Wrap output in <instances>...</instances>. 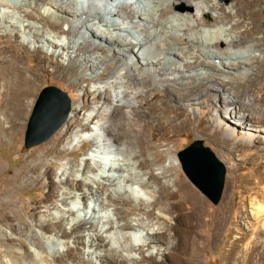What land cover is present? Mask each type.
Instances as JSON below:
<instances>
[{
    "label": "bare ground",
    "instance_id": "6f19581e",
    "mask_svg": "<svg viewBox=\"0 0 264 264\" xmlns=\"http://www.w3.org/2000/svg\"><path fill=\"white\" fill-rule=\"evenodd\" d=\"M19 1L29 9L0 0V7L19 11L18 17L10 13L0 15V31L3 29L6 32L0 34V138L16 142L40 88L50 79L66 84L69 75H79L74 83L64 86V89L73 91L81 84L94 83L100 105L95 113L87 115L89 104L79 105L75 99L68 122L50 145L30 162L26 160L11 180H5L6 188L0 193L5 198L0 201V249L7 244L11 252L20 255L24 262L9 254V258L3 259L0 264H63L64 258L73 256L74 248L82 250L83 256L104 264H126L127 259L133 257L119 259L117 249L123 240L131 238L130 232L135 226L127 221L115 222L105 210V202L112 206L136 200L148 207L153 200L157 203L170 201L176 194L185 191L189 196L186 199L189 208L187 212L180 210L176 216L179 221L198 218L204 204L183 181L175 184L176 191L163 186L156 194L150 190L149 181L142 179L143 175L130 171L141 172L159 161L152 146L140 140V134L151 126L149 123L138 125L143 118L154 121L169 117L170 93L167 92L164 101L157 106L150 105L143 97L150 90L153 91L150 94L152 99L161 95L154 92L152 87L165 90L173 86L182 94L187 93L189 97H182L191 99L193 113L198 111L196 102L207 91V95L214 97V110L223 109L230 137L242 139L249 148L257 132L254 130L256 125L259 134L264 136V86L261 85L264 80V0ZM43 9L47 13H42ZM106 21H112V30L107 27ZM92 22L102 27V35L92 32ZM6 26L11 29L6 31ZM107 31H115L117 36L107 37ZM86 36L97 44L87 42ZM10 37L19 39V42H11ZM28 45L33 46L31 51ZM18 47L23 48V56L17 54ZM136 47L145 56L141 58L140 54L135 55ZM94 52L102 55L110 53L111 58L106 62L95 56ZM80 53H86V56L82 58ZM46 55L56 60L64 59L67 63L48 69L46 66L52 60ZM31 56L37 63L29 65L26 62ZM201 57L218 62L221 69L201 60ZM174 63L179 66L172 65ZM59 68H62L63 75L57 78ZM82 70H89L90 74L84 75ZM201 70L221 72L222 78H207ZM232 70H236L243 83L255 87L260 95L251 96L238 81L223 78ZM193 81L199 83L189 87ZM140 102L147 108L144 109L142 104L137 105ZM244 103L250 109H246ZM54 106L45 102L43 112L52 110ZM102 116L106 117L105 120ZM209 121L215 129L220 126V117L218 119L212 115ZM190 122L197 123L196 126L207 124L199 117ZM247 123L251 124L252 129H246ZM90 125L96 126V129ZM236 126L241 127V133H238ZM75 129L78 130L74 132ZM84 133H88L89 137L79 136ZM84 142L94 147L83 159L84 166L75 172L73 165L69 164L61 173L60 182H55L52 166L45 159L50 155L67 154L73 144V148H77ZM135 144H138L142 159L135 155L133 163L127 166L129 171L109 164L108 153L118 151L132 156L135 154ZM146 153L153 154V158L147 159ZM172 162V166L162 174L178 169L176 157L172 158ZM150 175L155 182L159 181V177L152 172ZM22 178L35 186L45 185L48 188L47 197L57 195L59 185L66 186L69 191L78 193L76 198L71 197L76 199V203L68 207L67 202L61 199L62 205L68 209H57L52 219L37 218L40 203L36 202L27 210L22 211L21 208L23 215L16 208V202L7 199L8 194L13 193L11 188ZM263 189L249 204L253 208V225L258 228H264ZM89 194L95 197L94 203L102 210L103 216L100 218L95 217V207L86 204ZM173 205L179 207L176 203ZM145 213L152 214L149 210ZM122 215V211H116V216ZM27 218L35 220V234L27 230L31 226ZM216 222L220 226L223 216L218 215ZM171 231L177 233L172 225H167L166 230L149 228L137 231L135 250L156 249L151 255H160L161 244H170L168 237ZM230 232L232 234L234 230ZM42 236L53 240L58 251L66 247V254L63 257L49 255L41 243ZM236 241L230 238L229 243L235 245ZM78 246H82V249ZM106 247L107 250H104Z\"/></svg>",
    "mask_w": 264,
    "mask_h": 264
},
{
    "label": "rangeland",
    "instance_id": "374dc122",
    "mask_svg": "<svg viewBox=\"0 0 264 264\" xmlns=\"http://www.w3.org/2000/svg\"><path fill=\"white\" fill-rule=\"evenodd\" d=\"M4 1L11 5H16L17 7L23 6V3H21L19 0ZM26 8L27 7L24 9ZM4 13H10L14 17L19 16V11L17 10L0 7V15H3ZM42 13L47 12L43 9ZM18 25L21 26L22 24L18 23ZM36 25L40 26L39 23H36ZM90 28L92 29V32H96L100 35H102L104 32L101 29L102 27L94 25L93 22L90 24ZM5 29L8 31L11 28L6 26ZM3 33L6 32L1 29L0 34ZM107 33V37H110L109 35H116L115 31L105 32L106 35ZM9 40L11 42H14L15 40L19 42V39H15V37H10ZM86 40L87 42L90 41L92 44H97L87 36ZM32 49L33 46L28 45V50L31 51ZM138 49L139 48L136 47L135 55L138 53L140 54L141 58L145 56V53H142L143 51H140V53ZM16 52L21 56L23 54V48L18 47ZM94 54L106 62H108L111 58L110 53L102 55L99 52H94ZM74 55L75 54L73 53V56ZM80 56L84 58L86 53H80ZM48 58H51L52 60V63L50 62L46 66L48 69L57 68L59 67L60 63H67V61H64V59L56 60L51 56H48ZM200 59L216 65L219 70L221 69V65L216 61H211L209 59H205L204 57H201ZM36 61L37 60L32 56L26 60L29 65L37 63ZM112 65L114 66L115 64L112 63ZM172 65L179 66L177 63ZM200 72L207 78L212 76L216 78H222L221 72H217L215 70H201ZM235 72L236 70H232L230 74H224L225 76H223V78L227 77L228 80L238 81L243 89L251 96L260 95L258 94L255 87L243 83L241 77H239ZM82 74L89 75L90 71L82 70ZM62 75L63 70L62 68H59L56 77L58 78ZM78 77L79 75H69L66 84L50 79L40 88L32 109L27 113L26 118L23 121V127L16 139V142L11 143L8 139L0 138V193L6 188V181L13 178L12 176L18 172L25 161L28 160L30 162L33 158L39 155L42 149L49 146L51 141H53V139L60 133V131L68 122L75 99L79 105L83 103L89 104L87 115L95 113V109L100 105V103L96 99L97 94L94 92L96 85L94 83H88L87 85L81 84L79 88H76L73 91L71 89H64V86L74 83ZM198 83L197 81H193L189 87L197 85ZM261 85L264 86V80L261 82ZM46 87H55L68 97L70 102V112L66 119L67 121L47 141L31 148H25L24 135L29 117L40 92ZM83 89H86V91ZM152 89H154V92L161 93V95L156 99H152L150 94L153 91H148V93L143 97L147 98L150 105H160L162 101H164L163 97L165 94L167 92L170 93L168 94V103L170 105V114L168 118H156L154 121L143 118V121L138 124L143 126L149 123V126H151L150 129L140 134V140L142 142L149 143V145L152 146L154 154L159 156V161L152 163L148 169H145L141 172L134 169L130 171L143 175L142 179L149 181V186H151L150 190L156 194L163 189V186H168L170 190L176 191L177 188L175 187V184L178 181H183V183L186 184L189 189L203 201V210L201 209V211H199L198 218L192 219L191 221H179L176 218L181 209H184L185 212L188 211L189 205L186 203V199H189V196L185 194V191L179 192L170 201H160L161 203H157L153 200V202L148 207L140 205L138 202H136V200H133L134 202L132 201L128 204L118 203L112 206L111 204L105 202V210H108L111 218L114 219L115 222L127 221L135 226L134 230L130 232L132 239L130 238L123 240L122 244L118 245L117 257L119 259L126 258L127 256L133 257V259H127L126 264H264V228L262 226L258 228L256 225H253L254 219L251 215L253 208H251L249 205L251 199L255 198L254 196H258V194L262 192V189L264 188V136L259 134V128L256 125L254 130L257 132L255 133V137L251 141V144H249L250 147L248 148L247 145L241 141L242 139L239 140L236 137H230L228 135L230 132L226 127L228 126L226 123L228 120L223 118V109L220 107L217 109V111L214 110V103L212 101L214 100V97L213 95L211 96V94L207 95V91L204 92L205 96H202L203 98L199 102H196L198 103V105H196L198 111L193 113V110L190 107L191 99H184L182 97H189L187 93L182 94V91H179L173 86H168L165 90L158 89L157 87H152ZM262 97L264 99V96ZM221 100L222 99H220V101ZM141 104V102L137 103V105ZM142 106L144 109L147 108L145 104H142ZM244 106L246 109H250V106L247 103H244ZM211 114L216 116L218 119L220 117L221 122L217 129L213 128L211 121H209V118L212 117ZM103 117V120H105L106 117L102 116V118ZM195 117H199V119L203 120L204 123H207L206 126H196L198 125L197 123L191 124L190 120L193 121ZM1 118L2 116L0 119ZM250 125V123H247L246 129H252ZM90 127L92 129H96V126L94 125H90ZM237 129L238 133L242 132L241 127ZM77 130L78 129H75L74 132ZM79 136L89 137L88 133H84V135L79 134ZM196 140L202 141L204 146L208 147L214 153L216 158L224 164L226 169L224 187L220 201L217 205H213L186 178L180 168V164L178 169H174L171 172L162 174L165 169L167 170L172 166V158H177L178 152ZM64 145L65 144H60V146ZM74 145L75 144L72 145V149L70 148V152L67 154H62L61 156H57L56 154L50 155L45 159L46 163L52 166L51 168L54 171L55 182H60L59 177L69 164L73 165V170L75 172L81 166H84L83 159H85L86 156L90 154L92 150H94V147L89 142H84L81 147L77 148H73ZM66 146L68 147L69 145ZM138 151V144H135V154L132 156L128 153H120L118 151L110 152L107 154V156L110 158L108 162L114 167L119 168L120 166L123 167V169L129 171L130 168H127V166L133 163L132 159L135 155L139 156V159H142ZM152 155L153 154L149 155L146 153V158L151 160L153 158ZM75 172L74 174H76ZM151 172L155 176L159 177L158 182H155L151 178ZM66 173H68V171H66ZM115 175L118 176L119 174ZM59 186V193H57V195L53 194L52 196L47 197L48 188L45 185L35 186L28 183L26 178H22L20 182L18 181V183L13 188H11L13 193L12 195L9 193L7 199L16 202V208L20 211L21 208L22 211L27 210L28 207L35 202L40 203V208L37 210V218L40 216L43 219L46 217L48 219H52L53 214L56 213L57 209L67 210L69 206L71 207L74 205V203H76V199H71V197L76 198V195L78 194L77 192L69 191L66 186ZM2 199L5 198L0 196V201ZM61 199L67 202L68 207L66 205H62L60 202ZM94 200L95 197H92V195L89 194L86 199V204L91 208L95 207V217L100 218L103 216V213L101 208L98 207V204L94 203ZM174 203L179 205V207H175L173 205ZM105 210H103V212H105ZM117 210L122 211L124 215L120 217L116 216ZM146 210L151 211L152 214L147 215L145 213ZM22 211L21 213L24 215V212ZM218 215L223 216V222L220 226L216 224ZM27 220L29 225H31L27 227V230L35 234L37 232L35 220L31 218H27ZM167 225H172L177 233L175 234L174 231L170 232L172 235H169L168 237V242L170 244H161L160 255H151V252L153 251V253H155L156 249L147 250V248H145L143 252L135 250L138 244L136 234L139 231L149 228H161L166 230ZM254 227L257 228L255 229ZM231 229L234 230L232 234L230 232ZM42 237L41 243L49 255L52 257H63L66 254V247H61L60 251H58L53 245V240L45 236ZM230 238H235L237 240L235 245L229 243ZM78 247L82 249V246ZM107 248L108 247L104 248V250H107ZM81 253H83L82 250H76V248H74L73 256L70 258H64L62 263L104 264L101 261L89 259L87 256H83ZM9 254L19 259L21 262H24L22 259H20V255L11 252L7 244L2 246L0 249V262L5 258L8 259Z\"/></svg>",
    "mask_w": 264,
    "mask_h": 264
},
{
    "label": "water",
    "instance_id": "95a60500",
    "mask_svg": "<svg viewBox=\"0 0 264 264\" xmlns=\"http://www.w3.org/2000/svg\"><path fill=\"white\" fill-rule=\"evenodd\" d=\"M45 102L55 104L43 112ZM70 112L68 97L55 87L44 88L35 103L24 135L25 148L47 141L66 121ZM186 178L213 204L220 201L226 169L214 153L200 140L193 141L177 154Z\"/></svg>",
    "mask_w": 264,
    "mask_h": 264
}]
</instances>
